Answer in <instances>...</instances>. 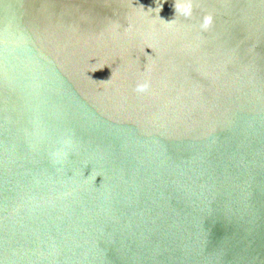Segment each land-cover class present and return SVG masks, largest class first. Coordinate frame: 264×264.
I'll use <instances>...</instances> for the list:
<instances>
[{"label": "water", "instance_id": "95a60500", "mask_svg": "<svg viewBox=\"0 0 264 264\" xmlns=\"http://www.w3.org/2000/svg\"><path fill=\"white\" fill-rule=\"evenodd\" d=\"M175 3L0 0V264H264V0Z\"/></svg>", "mask_w": 264, "mask_h": 264}, {"label": "clouds", "instance_id": "9594fccd", "mask_svg": "<svg viewBox=\"0 0 264 264\" xmlns=\"http://www.w3.org/2000/svg\"><path fill=\"white\" fill-rule=\"evenodd\" d=\"M194 11V5H193V0H176L175 3V13L176 15H179L180 17H183L185 19H189L192 17ZM160 12V11H159ZM159 12L157 15H159ZM174 20H172L169 23H173ZM212 23V17L210 15H207L203 18V21L200 24V29L202 31H206ZM145 71L147 72L148 69L145 68ZM150 87V83L148 80H142L136 83L134 91L137 94H144L145 92L148 91ZM71 138L69 137L66 139L63 144L65 147H70L71 146ZM59 153H53V157L56 158L55 162L59 163ZM66 155V154H65Z\"/></svg>", "mask_w": 264, "mask_h": 264}]
</instances>
